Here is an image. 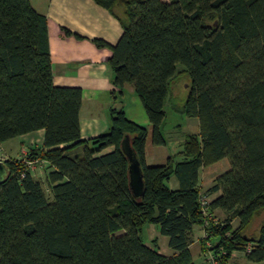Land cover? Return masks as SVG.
Here are the masks:
<instances>
[{
  "label": "trees",
  "instance_id": "trees-1",
  "mask_svg": "<svg viewBox=\"0 0 264 264\" xmlns=\"http://www.w3.org/2000/svg\"><path fill=\"white\" fill-rule=\"evenodd\" d=\"M93 1L121 23L117 44L94 42L111 49L119 92L130 84L140 97L153 145L166 144L165 105L179 74L189 81L182 113L199 120L200 132L185 138L181 160L160 165L146 163L148 130L122 108H112L107 133L82 139L83 92L53 82L46 16L30 0H0V144L45 131L42 148L5 161L0 264H196L195 226L205 231L203 254L217 264L234 252L263 262L264 218L256 237L246 228L264 215V0ZM125 135L143 167L140 200L129 188ZM225 158L230 168L204 192H221L208 205L210 215L226 214L215 223L201 209L199 172ZM33 161L47 164L50 195L29 169ZM147 224L168 238L173 255L160 253L158 239L146 243Z\"/></svg>",
  "mask_w": 264,
  "mask_h": 264
},
{
  "label": "crops",
  "instance_id": "crops-1",
  "mask_svg": "<svg viewBox=\"0 0 264 264\" xmlns=\"http://www.w3.org/2000/svg\"><path fill=\"white\" fill-rule=\"evenodd\" d=\"M30 2L36 11L47 18L54 84L82 89L83 97L80 110L81 138L88 140L107 133L111 128L112 108H122L130 121L144 126L148 130L145 154L148 165L165 164L171 156L177 161L181 160L182 156L179 153L182 150L173 152L169 149L167 142L163 146L153 145L151 138L152 125L140 97L130 84L124 86L122 93L119 92L114 85V72L109 64L112 51L108 47H98L94 42L95 39H101L110 45L117 44L123 34V28L119 20L109 10L101 7L93 0H30ZM174 96L178 98L181 95H173L170 99L168 97L167 102L171 103ZM179 99L181 104L174 103L175 109L183 114L182 107L185 99L183 100L180 97ZM188 118L190 126H198L199 130L187 136L198 134L200 132L199 120L197 118ZM194 119L198 121H194ZM44 139L45 131L43 129L31 132L1 143L0 152L10 157L17 150L21 154H26L31 149L42 148ZM13 141L14 143L8 145ZM111 150L113 148H108L106 152ZM219 162L212 165H216ZM210 166L201 168L199 172V186L202 193L210 189L214 185L215 179L221 175L219 172L211 173L214 178L208 185H205L203 182V171H206ZM34 167H37L36 173L32 171L34 177L42 181L43 185L46 186L47 171L43 169L47 167V164L40 161ZM229 168L226 165L222 168V171L225 172ZM169 182L171 189L179 188V182L175 176H172ZM209 195L212 200L220 196L221 192L218 191ZM214 214L219 219L226 217V214L220 209L215 210ZM263 218L264 215L261 214L260 227ZM238 224V220L232 222L235 228ZM248 226L246 232L248 231ZM152 230L155 233L154 238L150 236ZM149 232L150 242L153 239H158L161 254L165 256L174 254L173 250L169 248L168 238L162 236L155 225L151 227ZM203 237H205L204 229L201 226H195L193 243L190 249L196 264H207V257L203 254L201 247V239ZM235 253L237 252H234L233 255ZM240 254L245 256L243 252H240Z\"/></svg>",
  "mask_w": 264,
  "mask_h": 264
},
{
  "label": "rangeland",
  "instance_id": "rangeland-1",
  "mask_svg": "<svg viewBox=\"0 0 264 264\" xmlns=\"http://www.w3.org/2000/svg\"><path fill=\"white\" fill-rule=\"evenodd\" d=\"M182 67L179 66L178 70H181ZM188 78L185 76V74H179L175 80L173 81L171 85V89L169 91V99L173 95H181L177 97H173L171 103L167 102L165 106L166 110V117H165V122L163 125V134L165 136L166 142L168 144L169 149H171L173 152H179L182 150V143L187 137L188 134L190 133H196L198 132L199 128L198 126H190V122L188 121V117L185 116L184 114L179 113L175 108V104H181V101L179 99L182 98L183 100L185 99L187 95V89H188ZM176 85V86H175ZM169 101V100H168ZM194 121H198L194 119ZM13 142H10L8 145H10ZM182 144V145H181ZM28 155V152L26 154H21L19 151H15L12 155V157L7 156L3 153L0 152V160L6 161L8 159H26ZM46 164V163H45ZM227 165V168H229V160L227 158L223 159L216 165L210 166L206 171H203V182L205 185H208L212 179L214 178V175L211 174L213 172H219L222 174L224 171H222V168ZM38 167V166H37ZM37 167L33 169V172H37ZM221 169V171H220ZM45 170V169H43ZM43 183V182H42ZM170 186V182L168 183ZM47 193L49 192L48 186H45ZM49 194V193H48ZM50 195V194H49ZM261 215L256 216L252 222L248 226V231L246 232L247 235L251 236V238H254L258 235V231L260 228V219ZM154 226L152 224H147L144 227V237L146 243H150L149 239V231L151 227ZM154 230L151 231L150 236L154 238ZM230 264H264L263 262H250L245 258V256L241 255L240 252H237L233 255L232 259L230 260Z\"/></svg>",
  "mask_w": 264,
  "mask_h": 264
},
{
  "label": "water",
  "instance_id": "water-1",
  "mask_svg": "<svg viewBox=\"0 0 264 264\" xmlns=\"http://www.w3.org/2000/svg\"><path fill=\"white\" fill-rule=\"evenodd\" d=\"M121 150L128 161L129 188L133 196L140 200L146 190L143 167L133 146L132 138L125 135L120 143ZM10 169L5 161L0 160V185L8 180Z\"/></svg>",
  "mask_w": 264,
  "mask_h": 264
},
{
  "label": "built area",
  "instance_id": "built-area-1",
  "mask_svg": "<svg viewBox=\"0 0 264 264\" xmlns=\"http://www.w3.org/2000/svg\"><path fill=\"white\" fill-rule=\"evenodd\" d=\"M36 163H38V161H35V162L33 161V162H29L28 163V167H29V169L31 171H33L34 166H35ZM43 163H45V162H43ZM199 201H200L201 209H202L204 215H206L209 219H212L213 222L218 223L219 222V218L215 217L213 215H210L209 212H208L209 211L208 210V205H209V202L211 201L210 196L206 195L205 193H201ZM207 259L210 261V264H217L215 259L211 255V253H209L207 255Z\"/></svg>",
  "mask_w": 264,
  "mask_h": 264
}]
</instances>
